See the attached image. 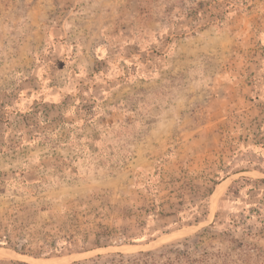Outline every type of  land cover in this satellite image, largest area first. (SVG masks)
<instances>
[{
  "label": "rangeland",
  "instance_id": "374dc122",
  "mask_svg": "<svg viewBox=\"0 0 264 264\" xmlns=\"http://www.w3.org/2000/svg\"><path fill=\"white\" fill-rule=\"evenodd\" d=\"M181 242L264 264V0H0V264Z\"/></svg>",
  "mask_w": 264,
  "mask_h": 264
},
{
  "label": "trees",
  "instance_id": "16d2710c",
  "mask_svg": "<svg viewBox=\"0 0 264 264\" xmlns=\"http://www.w3.org/2000/svg\"><path fill=\"white\" fill-rule=\"evenodd\" d=\"M99 242L97 243V246L96 248L98 247H101L100 245H98ZM190 247L191 245L188 243V242H181L179 243L177 246H172V247H169L167 249V252H170V253H175V258L174 260L179 263V264H182L181 262H186V264H194V263H197V260L192 258L191 256V252H190ZM145 255H152V256H164L165 253H160V254H157V253H147ZM102 256L99 255L98 256V259L101 258ZM92 262L90 263H87V264H101L99 262V260H91ZM121 262H123L121 260ZM22 264V263H21ZM75 264H85L84 262H81V261H78V262H75ZM111 264H118L117 261L115 259H112L111 261Z\"/></svg>",
  "mask_w": 264,
  "mask_h": 264
},
{
  "label": "bare ground",
  "instance_id": "6f19581e",
  "mask_svg": "<svg viewBox=\"0 0 264 264\" xmlns=\"http://www.w3.org/2000/svg\"><path fill=\"white\" fill-rule=\"evenodd\" d=\"M2 256V255H1Z\"/></svg>",
  "mask_w": 264,
  "mask_h": 264
}]
</instances>
